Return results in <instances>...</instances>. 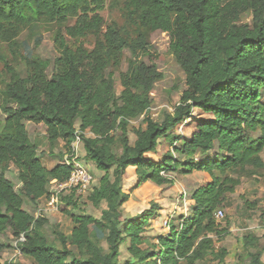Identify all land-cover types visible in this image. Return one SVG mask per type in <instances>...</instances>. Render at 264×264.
I'll use <instances>...</instances> for the list:
<instances>
[{"label":"trees","instance_id":"trees-1","mask_svg":"<svg viewBox=\"0 0 264 264\" xmlns=\"http://www.w3.org/2000/svg\"><path fill=\"white\" fill-rule=\"evenodd\" d=\"M104 3L0 0V39L5 42L15 41L31 24L75 18L65 34L57 31L60 54L51 74L47 62L37 57L25 58L24 77L6 65L9 80L1 91L6 118L0 127V165L13 163L18 168L22 188L16 190L0 174V233L10 229L16 239L23 235L19 248L36 264H120V247L125 243L133 258L126 264H199L207 256L226 264L228 250L217 246L225 228L216 213L239 180L216 171L262 162L264 0H125L124 12L136 27L135 36L116 23L105 26L100 12ZM246 11H252L251 23L242 21ZM156 30L168 33L169 47L185 74V88L174 111L165 112L159 121L146 117L133 128L136 139L131 143L130 122L151 107L155 84L163 78L158 66L145 59L150 54L147 33ZM66 35L75 40L92 36L95 41L91 49L71 47ZM193 109L211 118L199 120L190 137L175 134ZM25 121L43 124L49 140H61L66 148L78 128L90 130L94 136L83 137L85 161L105 172L90 195L95 203L106 201L102 217L69 212L74 226L70 234L56 231L59 248L42 233L48 220L35 221L24 207V196L38 203L49 182L67 180L70 168L63 161L45 168ZM257 131L261 136L254 138ZM160 147L164 155L152 158ZM215 149L222 158L207 157ZM181 168L186 173L203 172L208 179L191 194V213L182 215L178 224L170 222L168 232L145 247L143 233L156 207L121 220V208L131 198L123 183L127 170L137 178L134 190L147 182H175L169 175ZM64 200L73 207L78 203L73 195ZM92 226L108 231L107 252ZM258 237L254 232L242 236L246 264H264Z\"/></svg>","mask_w":264,"mask_h":264},{"label":"rangeland","instance_id":"rangeland-1","mask_svg":"<svg viewBox=\"0 0 264 264\" xmlns=\"http://www.w3.org/2000/svg\"><path fill=\"white\" fill-rule=\"evenodd\" d=\"M125 0H105L104 7L100 11L104 17L105 26L116 23L120 27H126L128 31L135 36L136 27L131 26L125 14ZM253 19L252 11H246L242 14V21L251 23ZM75 18H69L64 23L56 22H38L25 27L19 36L13 42H5L0 39V127L3 125L6 114L3 108V95L1 93L4 88V83L9 80L6 65L13 66L21 76L27 75V65L25 58L37 57L42 61L47 62V72L51 74L54 69V61L59 56L57 42L55 36L58 30H62L65 34V28L73 25ZM65 39L69 46L83 45L89 49L93 47L94 38L89 36L75 40L68 35ZM147 39L150 43V54L145 58L148 63H154L158 69L163 73V78L158 80L155 84L152 93L151 107L138 119L132 120L129 126V139L133 143L136 136L133 128H138L146 117L154 120H161L163 114L167 111H174L175 105L179 103V99L183 89L185 88V74L178 62L176 61L169 44L170 39L167 32L156 30L148 31ZM123 60L122 69H126L127 61ZM116 88L120 93L121 85L119 76L115 75ZM264 103V94L262 97ZM210 115L203 113L199 109H193L192 115L184 121L183 124L176 126L174 132L182 137H190L195 130L199 120L209 119ZM32 140L38 146V153L41 156L43 165L47 169H51L59 162H64V152L67 149L61 140L51 141L48 138L47 129L41 123H34L25 121ZM79 125H77L78 127ZM2 128V127H1ZM93 133L88 132L84 137H92ZM261 136V132L253 133L254 138ZM84 141V139H83ZM84 160L85 147L82 144ZM118 150V148H116ZM165 151L160 147L157 153L152 154V158L163 156ZM183 160L184 156L174 154ZM218 155V150H212L207 157L215 158L221 157ZM261 163L256 165H243L238 167H229L224 173L216 171L217 175L229 176L239 180V184L235 191L227 194L225 203L221 206L224 211V216L218 219L225 228V233L221 242L217 246H223L228 250L226 257V264H246L245 250L242 245V236L249 232L256 233L260 239L259 245L264 250V152L261 158ZM89 168L94 175L93 190L99 186L105 172L96 168L93 162H88ZM4 175L14 184L16 190H21L22 183L19 178V170L13 164L0 165V174ZM170 177L175 179V182L157 185L153 182H147L138 189H134L136 184V176L131 169L127 170L126 177H124L125 190L131 194L128 200L121 208V220L125 218L134 217L140 214L151 206H155L156 210L153 216L148 220V225L143 233L146 239L145 247L153 246L156 243L157 236L168 232L165 226V220L171 216L172 224H178L180 217L187 216L191 213V194L200 185L207 181V175L200 171H193L192 173L183 172V169L173 171ZM110 178H113L110 175ZM50 184L48 185V188ZM185 190L187 193V205L183 203L180 198V193ZM90 194L82 195L77 199V205L72 206L65 201L64 205L60 207L59 211L52 213L46 217L48 220L42 227L43 235L55 247H61V242L57 237L56 231H61L64 234H70L74 226L72 217L69 212L73 214H90L96 218H101L103 211L106 209V201L95 203L90 198ZM38 203L32 202L24 196V207L28 211L35 214ZM91 229L93 233L100 238L101 245L105 252L108 251V244L106 236L107 230H100L95 226ZM19 238L13 236L12 230H6L0 233V262L1 264H36V262L25 256L23 253H17L19 246ZM128 243L120 247V264L133 262V258L127 251ZM72 248V247H70ZM77 252L76 249H73ZM264 261V253L262 256ZM199 264H219L218 261L213 260L211 256H207Z\"/></svg>","mask_w":264,"mask_h":264},{"label":"built area","instance_id":"built-area-1","mask_svg":"<svg viewBox=\"0 0 264 264\" xmlns=\"http://www.w3.org/2000/svg\"><path fill=\"white\" fill-rule=\"evenodd\" d=\"M88 132L91 131H82L79 128L76 130L75 138L71 146L64 152V163L70 168V175L65 181L58 182L51 180L49 182L50 187L47 193L37 201L38 206L34 214L35 221L58 212L60 207L65 203L64 196L73 195L75 199H78L82 195L90 194L93 190L94 175L88 163L83 158L84 150L82 149L83 137ZM180 198L183 199V203L186 206L187 193L185 190L180 193ZM223 216V209L218 210L216 218L221 219ZM170 222L171 216L165 220V226L168 230L170 228ZM23 238V235H21L18 241L22 242ZM17 253H22L19 246L17 247Z\"/></svg>","mask_w":264,"mask_h":264}]
</instances>
